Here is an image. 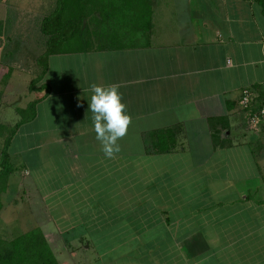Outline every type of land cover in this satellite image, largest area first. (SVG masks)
<instances>
[{
  "label": "crops",
  "instance_id": "0c3cea01",
  "mask_svg": "<svg viewBox=\"0 0 264 264\" xmlns=\"http://www.w3.org/2000/svg\"><path fill=\"white\" fill-rule=\"evenodd\" d=\"M177 3L142 44L51 55L34 115L9 142L18 170L4 193L26 203L27 230L58 264H264V129L251 122L264 8ZM93 83L116 84L132 117L114 159L95 138Z\"/></svg>",
  "mask_w": 264,
  "mask_h": 264
},
{
  "label": "trees",
  "instance_id": "16d2710c",
  "mask_svg": "<svg viewBox=\"0 0 264 264\" xmlns=\"http://www.w3.org/2000/svg\"><path fill=\"white\" fill-rule=\"evenodd\" d=\"M151 0H56L49 12L40 21V32L44 37L45 49L37 57L40 73L31 80L29 90L35 89V82L43 80L47 61L51 55L120 46L110 43L90 45L84 48L66 47L69 42H85L107 37L119 38L127 35L149 37L152 28V10H147ZM264 8V0H259ZM147 10V12H146ZM86 20L83 28V21ZM44 61L43 66L41 62ZM43 90L45 85L42 84ZM39 98L26 105L30 111L5 133V124H0L3 147L0 150V211L3 208L2 194L7 190L10 175L18 170L17 163L10 156L9 142L18 127L30 121ZM162 148L161 146H159ZM161 150H165L164 147ZM0 264H58L51 248L39 228H32L11 239L0 236Z\"/></svg>",
  "mask_w": 264,
  "mask_h": 264
},
{
  "label": "rangeland",
  "instance_id": "374dc122",
  "mask_svg": "<svg viewBox=\"0 0 264 264\" xmlns=\"http://www.w3.org/2000/svg\"><path fill=\"white\" fill-rule=\"evenodd\" d=\"M147 10H152V21H160V10L165 9L169 15L175 16L178 0H151ZM56 0H0V124H5V133H9L18 119L30 113L24 111L26 105L34 97L42 95V80L35 82V89L29 90L32 79L40 73L37 57L45 49L44 37L40 32L41 19L51 10ZM181 2V1H180ZM146 10V12H147ZM148 13V12H147ZM159 13V14H158ZM157 26H152L151 31ZM150 37L145 35H127L119 38L90 39L85 42H69L67 47L84 48L101 43L102 45L117 43L121 45L142 44ZM68 53V52H65ZM44 61L41 62L43 66ZM0 137V150L3 147ZM9 192L15 189L12 179ZM13 194H2L3 207L0 211V236L11 239L28 229L32 222L25 202H13ZM17 195V194H16ZM25 204V205H24ZM28 231V230H27Z\"/></svg>",
  "mask_w": 264,
  "mask_h": 264
},
{
  "label": "clouds",
  "instance_id": "9594fccd",
  "mask_svg": "<svg viewBox=\"0 0 264 264\" xmlns=\"http://www.w3.org/2000/svg\"><path fill=\"white\" fill-rule=\"evenodd\" d=\"M90 89L89 110L92 113L95 138L104 156L114 159L121 151L119 141L128 134L132 117L116 84L93 83Z\"/></svg>",
  "mask_w": 264,
  "mask_h": 264
},
{
  "label": "built area",
  "instance_id": "2783aa9c",
  "mask_svg": "<svg viewBox=\"0 0 264 264\" xmlns=\"http://www.w3.org/2000/svg\"><path fill=\"white\" fill-rule=\"evenodd\" d=\"M252 101H253L252 91L248 88L243 89L239 100L240 105L243 108H249ZM251 122L253 123L254 126H257L258 124H262L264 129V100L261 103L259 110L252 115Z\"/></svg>",
  "mask_w": 264,
  "mask_h": 264
},
{
  "label": "water",
  "instance_id": "95a60500",
  "mask_svg": "<svg viewBox=\"0 0 264 264\" xmlns=\"http://www.w3.org/2000/svg\"><path fill=\"white\" fill-rule=\"evenodd\" d=\"M85 24H86V20L83 21V28L85 27Z\"/></svg>",
  "mask_w": 264,
  "mask_h": 264
}]
</instances>
